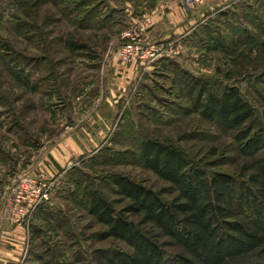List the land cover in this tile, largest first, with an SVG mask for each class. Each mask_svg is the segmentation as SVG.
<instances>
[{
	"label": "rangeland",
	"instance_id": "rangeland-1",
	"mask_svg": "<svg viewBox=\"0 0 264 264\" xmlns=\"http://www.w3.org/2000/svg\"><path fill=\"white\" fill-rule=\"evenodd\" d=\"M56 1L0 0V191L29 172L55 182L42 206L47 211L38 209L19 233L0 219V264H62L67 255L95 262L98 250H117L98 239L100 227L73 190L79 182L118 201L106 191L117 174L171 200L168 187L132 158L143 138L179 146L207 173H236L247 164L234 135L194 111L190 85L214 93L236 87L254 114L246 129L264 138V16L255 5L261 0H239L224 12L203 7L187 31V21L176 28L161 21L165 30L185 31L180 54L123 87L113 85L108 68L113 58L120 66V33L153 13L165 19L178 0H84L70 11L82 0ZM247 13L258 21H247ZM61 220L70 232H47Z\"/></svg>",
	"mask_w": 264,
	"mask_h": 264
},
{
	"label": "trees",
	"instance_id": "trees-1",
	"mask_svg": "<svg viewBox=\"0 0 264 264\" xmlns=\"http://www.w3.org/2000/svg\"><path fill=\"white\" fill-rule=\"evenodd\" d=\"M261 1L255 5L264 16ZM76 4L84 6V0L71 2L67 10ZM246 17L258 21L256 15ZM244 34L252 41L250 34ZM259 45L264 51V41ZM197 88V84L189 87L194 111L201 120L231 132L239 156L249 162L236 173H207L179 146L141 139L132 158L165 184L173 198L165 200L162 193L117 174L107 178L106 189L119 198L115 202L103 190L82 189L76 182L73 192L81 195L83 209L100 227L98 239L119 248L98 250L95 262L67 255L62 264H264V138L246 129L254 114L236 87L218 93ZM42 206L40 214L47 211ZM47 227V232L56 233L69 226L61 220Z\"/></svg>",
	"mask_w": 264,
	"mask_h": 264
},
{
	"label": "built area",
	"instance_id": "built-area-1",
	"mask_svg": "<svg viewBox=\"0 0 264 264\" xmlns=\"http://www.w3.org/2000/svg\"><path fill=\"white\" fill-rule=\"evenodd\" d=\"M237 1L239 0H178V7L184 14L192 15L203 7L222 8L223 11L224 6L231 8ZM158 20L157 14L147 15L139 24L120 33L116 53L120 66L132 68L138 75L156 66L161 59L180 54L178 41L156 43L150 39L148 31ZM54 183L53 177L48 178L42 172L21 174L15 184L0 191V219L7 218L15 227H23L48 202L55 188Z\"/></svg>",
	"mask_w": 264,
	"mask_h": 264
},
{
	"label": "crops",
	"instance_id": "crops-1",
	"mask_svg": "<svg viewBox=\"0 0 264 264\" xmlns=\"http://www.w3.org/2000/svg\"><path fill=\"white\" fill-rule=\"evenodd\" d=\"M170 9V13L165 15V19H163V17L160 15L159 20L157 21V23L154 25V27H152L148 32L150 35V39L152 41H155L156 43L158 42H164V41H168L169 39H172L175 36L179 37L176 41H178L179 43H183L184 41H182L186 34L182 35L185 31L188 30V28L190 27V25H192L191 23H193V19L194 17L197 19L198 16L196 14H184V12L180 9V8H169ZM219 12H224L221 9L219 10ZM209 14V13H207ZM153 15H156L153 13ZM159 15V14H157ZM199 18H203V16H200ZM172 20L175 22H172ZM161 21H163L164 23L167 22L169 26L176 28L175 25L177 24L179 26V24H184L186 21V24L182 25L183 29L185 30L184 32L182 31V34H179L180 28L179 29H175V31H171L170 30H165V25L164 23H162ZM187 24L189 25V27L187 26ZM190 33V32H189ZM188 34V32H187ZM182 35V36H181ZM180 43V44H181ZM116 60L114 62V58H113V62L109 64L108 68H109V73L111 74L113 72V85L117 86V87H123L127 84L132 83L135 80L141 79L143 76H145V74H148L150 71H152V69L155 68H149L144 72H141V74L139 73L138 75H136V72L132 69V68H125L122 66H117L118 64L116 63ZM150 72V73H151ZM16 230L14 231L17 232L18 227H15ZM19 233V232H17Z\"/></svg>",
	"mask_w": 264,
	"mask_h": 264
}]
</instances>
